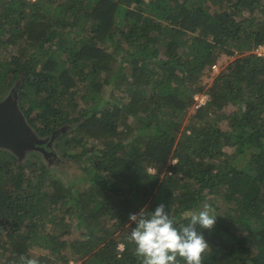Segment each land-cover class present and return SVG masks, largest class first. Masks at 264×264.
<instances>
[{
    "label": "trees",
    "instance_id": "trees-1",
    "mask_svg": "<svg viewBox=\"0 0 264 264\" xmlns=\"http://www.w3.org/2000/svg\"><path fill=\"white\" fill-rule=\"evenodd\" d=\"M261 45L264 0H0V100L87 178L0 148V264H142L129 213L164 204L179 227L206 203L202 264H264Z\"/></svg>",
    "mask_w": 264,
    "mask_h": 264
},
{
    "label": "clouds",
    "instance_id": "clouds-1",
    "mask_svg": "<svg viewBox=\"0 0 264 264\" xmlns=\"http://www.w3.org/2000/svg\"><path fill=\"white\" fill-rule=\"evenodd\" d=\"M145 209L142 207L128 215V222L134 225L129 239L134 243L135 254L142 259V264H179L178 257L183 259L184 264H202V254L209 247L202 230H211L217 219L209 204L191 211L187 224L179 227L175 226V220L164 204H159L154 210ZM20 262L39 264L37 259L24 256L20 257Z\"/></svg>",
    "mask_w": 264,
    "mask_h": 264
},
{
    "label": "rangeland",
    "instance_id": "rangeland-1",
    "mask_svg": "<svg viewBox=\"0 0 264 264\" xmlns=\"http://www.w3.org/2000/svg\"><path fill=\"white\" fill-rule=\"evenodd\" d=\"M233 59H234V57H232V56H228V55H224L223 56L222 55L218 59V61L216 63V69L214 71L211 70L210 73H207L206 75L204 74L201 77L202 83L204 85L209 84L211 82V79L213 78V76L218 71H220L221 69H223ZM117 63L118 62H116L115 65L113 66V69L116 70V75L118 73H120V76H122V75L123 76H126L125 70H119L118 69L119 64H117ZM116 75H115V73L112 75V79L113 80H112L111 83L110 82L109 83L106 82V80L108 78H104V81H102V82L99 83V86L102 89V97H104V99H106V100L110 96H112V92H113V98H115L116 95L119 94V93H116V89H114L116 87V85H119V86L121 85L120 81L119 80H116ZM9 95H11V93H8L4 98H2L0 100V104H3L4 101H5V99L7 97H9ZM198 95L204 96V94H198ZM208 97H209V95H208ZM202 99H203V97H202ZM199 100H201L200 97H199ZM16 105H17V103H16ZM193 109H195V106L194 105L191 107V110H193ZM231 110H229V111H231ZM223 127H225V126H223ZM27 128H28L29 132L33 133L34 137L36 138V136H35L36 134H34V130L32 129V127L29 126V125H27ZM39 141H41V140H39ZM47 146L49 148L48 150H46L45 147H41V146H38V147H35V148H32V149H27V150L24 151L23 155L20 156V157L22 159H27L29 157L30 153L34 151V152H36L40 156V158L43 159V161L45 163H48L49 166L52 169L55 170V174L58 177H60L63 181H65L68 184V186L77 187L78 185H81V183H83V182L85 183V179H87V178H86L85 172L83 171V166L81 165V162H75V161H72V160L71 161L70 160H67L68 162L66 161L65 163H63L62 160H60V158L57 156L56 150L53 148L54 143H53V140L52 139H50L47 142ZM227 151L228 152H231V149H227ZM55 154H56V156H55ZM219 203H222V202L219 200ZM218 207H219V205L216 208L218 209ZM202 208H203V205L202 206L200 205L199 207L193 209L192 211L199 210V209H202ZM73 223H76V221H74ZM80 231H81V229L79 227V224L75 225L72 228V232H73L72 234L74 236L79 235V232ZM66 253H68V252L66 251ZM73 263L74 262H72V264Z\"/></svg>",
    "mask_w": 264,
    "mask_h": 264
},
{
    "label": "water",
    "instance_id": "water-1",
    "mask_svg": "<svg viewBox=\"0 0 264 264\" xmlns=\"http://www.w3.org/2000/svg\"><path fill=\"white\" fill-rule=\"evenodd\" d=\"M15 94L0 104V148L8 149L18 157L27 149L35 148L36 138L29 132L27 122L16 105Z\"/></svg>",
    "mask_w": 264,
    "mask_h": 264
},
{
    "label": "built area",
    "instance_id": "built-area-1",
    "mask_svg": "<svg viewBox=\"0 0 264 264\" xmlns=\"http://www.w3.org/2000/svg\"><path fill=\"white\" fill-rule=\"evenodd\" d=\"M28 1H33V0H28ZM254 52L261 55V54H264V45H261V46H258L257 48L254 49ZM213 69H216V64H214L212 66ZM199 97L201 100H199ZM203 97V99H202ZM209 100V97L208 95L204 94V96H200V95H195V108L199 107L200 105H202L203 103H205L206 101Z\"/></svg>",
    "mask_w": 264,
    "mask_h": 264
}]
</instances>
